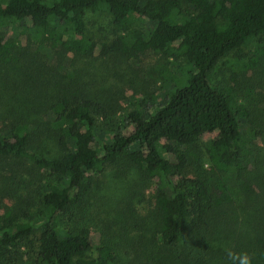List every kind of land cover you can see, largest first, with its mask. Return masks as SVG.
<instances>
[{"label": "trees", "instance_id": "16d2710c", "mask_svg": "<svg viewBox=\"0 0 264 264\" xmlns=\"http://www.w3.org/2000/svg\"><path fill=\"white\" fill-rule=\"evenodd\" d=\"M106 11L110 37L98 40L88 15ZM149 52L176 65L163 70L172 94L151 97L152 109L120 124L113 104L57 77L67 55ZM221 62L230 81L215 85ZM0 67L20 76L0 90V184L15 200L0 214V264L114 262L110 237L93 255L89 231L71 223L88 202L91 173L120 164L155 180L147 213L120 218L140 232L131 264H232L211 238L231 226L238 196H258L248 167L264 129L246 128L252 114L242 99L264 82V0H0ZM256 216L264 221V211ZM253 228L246 253L264 264V222Z\"/></svg>", "mask_w": 264, "mask_h": 264}, {"label": "rangeland", "instance_id": "374dc122", "mask_svg": "<svg viewBox=\"0 0 264 264\" xmlns=\"http://www.w3.org/2000/svg\"><path fill=\"white\" fill-rule=\"evenodd\" d=\"M87 24L89 34L96 39L105 40L110 37L107 11L103 14L90 13ZM25 44L26 41L23 40L21 47H25ZM49 62L57 66V58L52 57ZM61 62L62 66L57 77L71 84L81 82L80 85H84L92 96H96L104 103L113 104L116 111L113 117L114 124L126 121L128 115L136 109H152L154 103L150 101L151 97L156 102H162L172 94L168 92L163 70L174 71L176 65L171 58L161 53L149 52L134 59L103 58L99 55L85 59L71 54L62 58ZM18 73L8 72L0 67V80L4 78L0 82V90L4 92L7 89L5 86L19 82ZM211 80L215 85L230 81L229 69L224 62L213 71ZM254 83L253 81V85ZM242 103L252 114V120L246 123V128L253 126L264 129V82L256 86L253 95L243 98ZM207 139L208 136L204 141ZM252 148L254 151L248 169L250 179L254 180L259 189L256 201L254 198L245 199L242 194L238 196L235 201L236 208L233 214H230L231 226L216 227L211 238V245L220 248L227 255L229 252L246 253L247 240L254 234V225L264 222L257 216L253 219L255 213L264 211V135ZM45 149L47 155L55 152L52 146ZM203 162H205L204 168L211 171L206 157L203 158ZM120 165L96 169L91 173L93 185L88 202L79 210L74 222L71 223V228L78 232L89 231L93 243V255H96L97 248L107 243V238L110 237L115 247V260L111 264H131V245L140 240V232H131V226L125 225L120 218L125 216L126 211L134 210L136 216L147 213L148 200L154 195L155 180L145 174L143 169L141 171L139 168ZM185 174L194 177L196 169L189 165ZM14 201L9 191L0 184V214ZM57 228L65 231L60 219ZM142 243L144 244L145 241ZM216 258H221L217 261L222 262L224 254Z\"/></svg>", "mask_w": 264, "mask_h": 264}, {"label": "clouds", "instance_id": "9594fccd", "mask_svg": "<svg viewBox=\"0 0 264 264\" xmlns=\"http://www.w3.org/2000/svg\"><path fill=\"white\" fill-rule=\"evenodd\" d=\"M232 264H252V257L247 253H228Z\"/></svg>", "mask_w": 264, "mask_h": 264}]
</instances>
